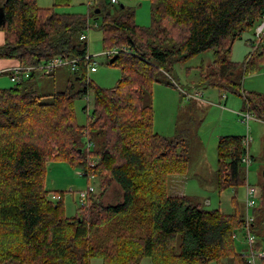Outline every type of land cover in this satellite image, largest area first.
<instances>
[{
	"label": "trees",
	"instance_id": "1",
	"mask_svg": "<svg viewBox=\"0 0 264 264\" xmlns=\"http://www.w3.org/2000/svg\"><path fill=\"white\" fill-rule=\"evenodd\" d=\"M148 1L149 26L136 24L131 7L89 8L88 18L102 16L105 50L118 49L109 64L118 65L121 76L115 86L102 88L87 78V43L80 39L88 29L87 16L54 10L69 0H55L53 7H40L36 0H0L5 16L0 58L22 66L57 56L77 59L65 89L54 91L49 101L37 93L34 74L0 88V264L10 258L20 264H90L92 258L102 264H140L145 257L151 264L223 259L249 264L235 250L234 233L245 224L235 198V211L227 214L205 209L187 195L168 194L167 175L190 169L189 143L183 135L154 132L151 93L158 73L172 77L176 64L212 50L210 65L199 66L200 84L241 95L246 110L264 121V93L243 91L239 62L231 58L234 43L264 20V0ZM262 66L259 46L247 54L239 75ZM168 84L176 86L171 79ZM89 93L91 116L86 126L79 125L74 102ZM84 137L93 150L86 149ZM242 137L218 139L219 191L245 185ZM50 161H64L100 180L99 191L88 193L73 218L64 214L62 193L52 194L55 202L48 199ZM115 185L122 200L104 202ZM256 227L254 248L260 249L264 176L250 223L251 231ZM259 261L264 264V258Z\"/></svg>",
	"mask_w": 264,
	"mask_h": 264
},
{
	"label": "rangeland",
	"instance_id": "2",
	"mask_svg": "<svg viewBox=\"0 0 264 264\" xmlns=\"http://www.w3.org/2000/svg\"><path fill=\"white\" fill-rule=\"evenodd\" d=\"M55 0H36L40 7H53ZM143 2L149 5L148 0H116L111 3L110 0H69L67 5L54 7L58 13H77L87 16L90 13L89 8H95L98 5L101 8L112 10L118 5H124L140 11L142 7L139 3ZM147 21L137 20L136 24L140 26L150 25V5L146 12ZM143 18V17H142ZM141 18V19H142ZM102 16L96 19L88 18V29L86 31V43L88 53L93 61L96 62V70L87 72V78L95 85L102 88H111L116 85L121 76L118 65H110L109 62L114 56L107 57L102 52L105 51L103 36L101 30ZM256 26L243 34L242 39L237 40L232 47L231 58L239 62L236 69L244 92L255 91L264 93V66L258 71L241 76V64L247 57V54L253 51V46L257 40L255 36ZM247 39L253 42L249 45ZM212 61V50L200 53L185 63L176 64L172 77L163 73L156 76L157 82L152 86L151 102L153 107V130L164 136L172 137L176 134L183 135L189 143L190 169L187 175L188 183L185 185L187 196L193 201L208 210L220 209L223 213L231 214L235 211L233 200L238 203V211L245 215V193L246 185L238 186L236 189L227 187L219 191L216 186L217 169V142L220 135H241L245 136L247 129L251 140L247 146V151L252 159L249 167H241L244 177L245 169L247 172V182L253 184L259 189L262 184L264 172V121L255 120L250 117L246 123L241 121L242 117L236 113L230 112L226 107L235 102L238 107L237 112H246L242 97L234 93L219 91L214 87L200 84L199 66H208ZM73 77V71L65 66H58L52 75L45 77L34 76L32 80L38 94L42 95V101H49L50 95L54 91L63 90L67 85V79ZM170 79L176 86L168 84ZM0 88L13 86L6 75H0ZM195 91L200 93L198 98H187L184 93L192 94ZM182 94L185 96L183 97ZM227 97V99H226ZM225 105V106H224ZM225 107V109L222 108ZM74 111L79 125L86 126L88 117L92 112L91 93L87 96L77 99L74 102ZM85 141L86 149L90 146L93 150V144ZM192 164V165H191ZM80 168H72L64 161H50L46 165L45 187L48 191V199L56 201L53 193L63 194L64 214L68 218H73L78 214L82 203L79 200V192L86 190L88 185L93 188L91 193L99 191L100 180L95 178H85L81 175ZM187 173H170L167 175L166 190H170L178 180L182 183ZM246 182V181H245ZM96 196V194L94 195ZM122 200V191L115 185L105 196L104 202L115 204ZM260 204L257 200L256 209ZM258 212V210H256ZM255 211V212H256ZM250 214L253 211H249ZM255 235L260 234L258 227L252 229ZM235 250L246 254L249 251V245L246 242L241 230L235 231ZM2 264H20V261L10 258ZM90 264H102L100 258H92ZM140 264H151L149 257L141 260ZM209 264H232L230 259H223L219 262H210ZM257 264H262L257 260Z\"/></svg>",
	"mask_w": 264,
	"mask_h": 264
},
{
	"label": "built area",
	"instance_id": "3",
	"mask_svg": "<svg viewBox=\"0 0 264 264\" xmlns=\"http://www.w3.org/2000/svg\"><path fill=\"white\" fill-rule=\"evenodd\" d=\"M111 3H116V0H110ZM255 36L257 40L255 41V45L253 46V42L251 41L249 44L253 46V50L256 47L262 46L264 49V20H262L260 23L256 25V30H255ZM80 39H86V34H82L80 36ZM118 52V49L114 48L112 50H105L102 53L106 56H112L115 53ZM84 58L87 62L88 68L91 72L96 70V62L93 61L91 55L89 53H86L84 55ZM77 59L74 58H65L61 56L54 57L52 59L47 60L46 62L39 64V65H33V66H16L10 70L9 73V79L12 83L17 84L22 80H25L29 78L32 74L36 75H49L54 69L58 66H66L70 70L74 71L77 68L76 65ZM187 98H198L200 96V93L195 91L192 94L185 93ZM242 117V121L246 123L247 127V122L250 119V117H253L251 113H249L247 110L246 112H241L240 113ZM249 130L247 129L246 135L242 137V145L244 146L246 153L245 155L241 158V162L243 167H249L252 159L251 156L248 154L247 151V146L249 145V141L251 140V136L249 135ZM89 144V143H88ZM90 145V144H89ZM90 148V146H88ZM90 166H93V163L91 162ZM82 176L85 178H94L93 174H88L89 172L83 171L81 169ZM245 175H246V182H245V187H246V193H245V202H244V208H245V215H244V220L245 224L241 231L243 232V236L246 240V242L249 245V251L246 254H243L245 256L246 261L249 264H257V260L264 258V247L260 249H255L254 244L256 243V236L255 234L251 231L250 229V223L253 220V215L252 213L250 214V210L256 207L257 205V200L260 197V192L259 189L253 184H250L247 182V172L245 169ZM93 191V188L88 185L86 190L80 191L78 196L80 202L83 204L85 201V198L87 197L88 193H91ZM235 237V233H234Z\"/></svg>",
	"mask_w": 264,
	"mask_h": 264
},
{
	"label": "crops",
	"instance_id": "4",
	"mask_svg": "<svg viewBox=\"0 0 264 264\" xmlns=\"http://www.w3.org/2000/svg\"><path fill=\"white\" fill-rule=\"evenodd\" d=\"M147 3V2H146ZM144 4L143 5V2L139 3V6L142 7V9L140 11H137V9H134L135 11V22L137 20H142V21H147L148 18L146 19V14H145V11L147 12L149 10V5L148 4ZM143 17V18H142ZM142 18V19H141ZM137 23V22H136ZM248 43L251 42L250 39H247ZM3 43V33L2 31L0 30V45ZM250 45V44H249ZM233 60V59H232ZM235 61V60H234ZM237 62V61H236ZM19 62L16 60V59H5V58H0V75H6L7 77H9V73H10V70L16 66H19ZM34 76H36V74H34ZM1 82V80H0ZM11 87V86H10ZM234 95H237V94H234ZM239 97H242L241 95H237ZM227 99V97H226ZM243 99V97H242ZM232 105L230 107H226L227 110H230V112L232 113H236L237 115L241 116L240 113L243 112V111H235V110H238V107H235V102H231ZM243 105H244V99H243ZM225 106V105H224ZM222 106V108L224 107ZM225 109V107L223 108ZM256 120V119H255ZM242 121V120H241ZM221 136H227V135H220L219 137ZM241 136V135H240ZM218 137V138H219ZM254 160V159H253ZM192 165V164H191ZM191 167V166H190ZM243 167V165H242ZM216 172V171H215ZM189 174V171L187 172V174L185 175L184 177V180L182 181V183L178 180V183L175 184L172 188H170V190H168V194L169 195H173V196H182V195H187L186 193V187L185 185L188 183V178H187V175ZM245 181H246V178H245ZM260 199V197L258 198ZM257 206V205H256ZM254 210V209H253Z\"/></svg>",
	"mask_w": 264,
	"mask_h": 264
},
{
	"label": "water",
	"instance_id": "5",
	"mask_svg": "<svg viewBox=\"0 0 264 264\" xmlns=\"http://www.w3.org/2000/svg\"><path fill=\"white\" fill-rule=\"evenodd\" d=\"M94 12L99 13L100 9L96 8ZM4 21H5V16H4L3 8L0 6V27L4 24ZM263 176H264V172H263Z\"/></svg>",
	"mask_w": 264,
	"mask_h": 264
}]
</instances>
